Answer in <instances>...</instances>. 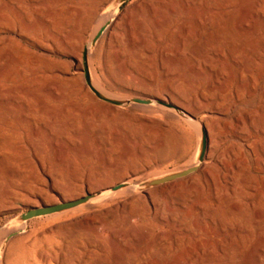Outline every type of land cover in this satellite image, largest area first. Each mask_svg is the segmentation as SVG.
Returning a JSON list of instances; mask_svg holds the SVG:
<instances>
[{"label":"rangeland","instance_id":"rangeland-1","mask_svg":"<svg viewBox=\"0 0 264 264\" xmlns=\"http://www.w3.org/2000/svg\"><path fill=\"white\" fill-rule=\"evenodd\" d=\"M55 1L41 0L40 15L33 16L32 20L39 26L44 17L54 25L63 23L65 19L68 22L64 27H55L51 40L39 41L41 45L33 42L30 52L25 54L26 66H22V69L28 76H42V94L44 88H49L50 92H57L61 98L37 108L35 119L38 121L34 120L37 122L36 129L34 133L27 130L29 141L20 151V160L7 159L5 165L0 167V246L7 237L16 235H9L7 231L23 226L25 233L12 237L6 243L3 251H0V264H124L127 257L137 264H180L179 261L195 245L198 228L204 246L206 244L207 248L209 243L212 244L213 254L218 256L216 239L220 216L214 215L213 223L209 222L208 217L201 220L202 215L195 207L201 205L207 209L213 202L207 195L208 186L197 182L199 184H194L198 186L196 188L191 185L193 180H179L165 188L161 186L151 196L155 208L140 196L133 205L135 208L131 206L133 209H129L131 204H128V199L118 196L106 201V204L100 202L96 213L91 215L85 211V202L71 210L55 213V217L52 214L23 224L16 223L15 219L30 208L74 201L84 197L86 189L107 183L116 184L122 180L120 177L136 167V172L129 174V177L139 181H152L157 176L190 168L191 163L198 160L200 152L202 132L198 120L202 117L203 109L220 114L207 120L210 136L208 154L215 161L207 165L212 179L217 183L222 171L228 168V171L234 170L232 174H236L239 169L246 176L245 179H249L247 181H255L264 192V184L256 175L257 167L260 168L264 162V136L261 134L264 131L261 124L256 123L264 115V55L256 62L252 73L254 78L263 74L261 79L254 83L248 76L239 79L243 64L253 58L247 47L255 40L264 42V15L256 20L258 25L255 21V25L252 23L255 27L252 24L247 29L233 26L234 30L237 29L235 34L233 30L234 42L242 49L239 56L230 51L225 41L212 36L214 33H196L194 38L197 46H200L197 55H201L196 59L188 54L190 52L183 55L179 52L175 40L179 35L176 26L170 30L164 29L159 34L154 32L157 29L147 20V14L140 15L143 8L140 0H129L122 7L118 12V25L110 32L109 43L95 50L91 47V40L101 26L99 17L114 10L117 0H75L72 10L64 13L59 12L61 6ZM233 12L240 14L238 9H233ZM40 30L44 40L46 33L41 26ZM174 31L175 34H172ZM8 36L9 32L2 31V38H5L0 46L5 49L9 48ZM22 42L26 44L28 40L24 38ZM131 42L139 55L138 59L131 58ZM84 51V66L91 88L96 91L94 86L99 87L114 100L103 98L118 105L98 100L86 86L82 61ZM14 67V64L11 65V70ZM45 78L47 81L43 82ZM239 85L243 90L239 91L242 89ZM208 87L212 88L210 93ZM135 98H160L194 114L196 119L185 112L170 113L156 106L146 108L120 104ZM162 141H165L167 149L163 155H159L156 150ZM34 156H38L43 163L42 168L33 164ZM10 170H17L21 178L12 182L8 177ZM98 171L101 173L99 177L96 176ZM53 173L57 175L56 178L52 177L55 175ZM236 184L231 179L221 180L219 191L232 198L231 189ZM190 186L195 188L190 189ZM139 194L142 195L141 192ZM173 194L183 196L185 204L175 202ZM138 203L139 206H136ZM118 204L126 206L115 210ZM235 204L243 205V202L237 201ZM136 208L140 211L134 210ZM128 209L131 210L129 212L139 211L141 214H138V218L124 221ZM182 218L185 219L184 223ZM102 219H107V229L99 230L98 224ZM195 222L199 226L193 224ZM65 227L74 230L71 235L75 239L63 235L67 230ZM237 227L233 222L231 238L236 242ZM96 232L102 235L101 242L106 246L103 252L96 238L95 247L88 245L87 238ZM208 234L214 237L209 239ZM161 242L167 247L166 254L161 252ZM92 251L98 256L101 253V257L105 255V260L104 256L96 261L90 260ZM245 251H240V255L246 256L238 255L236 259H240L236 262L264 264L263 255L259 257L261 259H256L255 250ZM115 258L120 259L116 261Z\"/></svg>","mask_w":264,"mask_h":264},{"label":"bare ground","instance_id":"bare-ground-1","mask_svg":"<svg viewBox=\"0 0 264 264\" xmlns=\"http://www.w3.org/2000/svg\"><path fill=\"white\" fill-rule=\"evenodd\" d=\"M40 1L41 0H0V45H1L2 40H4L3 38H5V37L2 38V31L6 30L7 32H9V36L6 38L8 44H9L8 45L9 48L5 49L3 46H0V167L5 165V162L7 161V159L20 160V157H19L20 151L23 149L26 141L27 140L29 141L30 135L29 134H28L29 136L27 135V130L30 129V130H32V132L33 131L35 132V129H36L35 123H37V122H34V120H37V119H35V114L37 112V108L45 105L48 102L50 103L51 101L56 102L61 98L57 95V92H50L51 89H49V88H44V89L42 88L43 89V94H42V92H40V90H41L40 82H41L42 76H39L36 74H34L32 76H28L27 73L25 72V70L22 69V66H24L26 64L25 54H28L30 52V49L33 47V45H32L33 42L41 45L43 41L47 42L48 40H51L50 36H52L53 33L55 32V30H56L55 27H58V28L64 27L68 22V19H65L63 21V23H60V24L56 23L57 25L56 24L54 25V24H52L51 21H49V18H45V17L42 18L40 21V26L43 28V30L46 33L44 40H42V36L40 34V31H41L40 26L35 24V22L32 20L33 16L40 15V10L42 9V7H41L42 4H40ZM74 1L75 0H57V1H55V3L60 4L61 8L59 9V12L64 13L65 11L70 12L72 10V7L74 5ZM140 2H141V6L143 7L141 12H140V15L143 16V15L147 14V16H146L147 20L149 22L153 23V25L155 26V29H157L154 32L160 33L164 29L170 30L173 26H176V29H177L179 35H178V37H175V40L178 44L179 52L182 53V55L184 53L190 52L188 54H191L192 57H195V58H196V56H198L197 55L198 50H199L198 48H200L199 45L197 46L198 42L196 43V39L194 38L196 33L200 34L201 31H209L211 33H214L212 36H215L217 39H221L222 41H225V44L226 45L228 44V47L230 46V48H231L230 51L234 52L233 54L238 55L242 51V49L240 46H237V44H235L236 42H234V39H233L234 27L233 26L236 25L237 28L241 27L240 29H243V28L247 29L248 25L251 26V24L254 21L256 24V20L260 19L262 17V15H264V0H140ZM233 9H238L240 14L237 13V15L239 14V16L234 14ZM236 12L237 11L235 10V13ZM119 17H120V15L118 12H116V7L114 10H112L110 12L101 14V16L99 17V19L101 20V26L95 31V35L97 34V32L101 28H104V31L101 34L99 40L92 47L94 50L98 47H101L103 44L106 45L109 43V41L111 39L110 32L112 30H114L115 27H117V25H118L117 22L119 20ZM253 24H252V26H253ZM256 25H258V23ZM236 26H235V28H236ZM250 26H248V28ZM253 27H255V26H253ZM236 30H234V34H235ZM203 33H205V32H203ZM240 33H241V31H240ZM172 34H175V31ZM95 35H93V38ZM24 38L28 40V43L23 44L22 41L24 40ZM54 39L55 38H53L52 40H54ZM204 39H206V38H204ZM209 39H210V37H209ZM221 40H219V42H221ZM39 41H42V42H39ZM204 41L206 42V40H204ZM121 42H122V40H121ZM216 43H218V42H216ZM250 43H252V42H250ZM141 44H144V43H141ZM89 46H88V48H89ZM133 46H132V42H131L130 43V53L132 56L130 54L129 55L131 56L132 60L139 58V55L136 54V51H135V49H133L134 48ZM207 46L210 47V44H208ZM212 46L213 45L211 43V47ZM247 48H249V50L252 52L253 58L250 59L248 57L250 60L246 61L245 65L243 64V68L241 69V71L239 73V79L243 78L244 76H248L250 78V80L252 81V83H254L255 80L258 81L263 76V74L261 75V73H260V74H258V76L256 78H254V77H252V73H253L254 68L256 67V62L259 61V59L264 55V42H262L261 40H255V42L250 44ZM198 57H201V55H199ZM200 59L201 58H198V60H200ZM13 64L15 67L11 70V65L13 66ZM30 68H31V66H30ZM45 79L43 80V82L47 81V79L46 80ZM94 83H96V82H94ZM99 85L100 84H98V86ZM252 85H254V84H252ZM94 88L96 89L97 92H99V94L102 97H105L108 99L112 98L111 96H110L111 98H109V96L105 92L100 90L99 87L94 86ZM236 90H237V88H236ZM241 90H243V88L240 89L239 91H241ZM207 91L210 93L212 91V88L208 87ZM239 91H238V93H239ZM226 94H228V93H226ZM237 95H239V94H237ZM81 99H83V97ZM140 100H150L152 102V104L149 106H139V105L129 104V101H127V103H126V101L124 103H120L119 101H117V102H119L121 105L138 106V107H146V108L156 106L160 109L168 110L170 113L185 112L190 118L196 119L194 114H189L186 111H184L181 107H179L177 105H173L170 102H165L163 100H160V98L159 99L158 98H149V99H140ZM84 101H85V97H84ZM154 101H161L163 103L170 104L173 108L172 109H166L162 106L156 105ZM81 102H83V101H81ZM83 103L85 104V102H83ZM51 107L54 108L52 105H51ZM197 114H199V113H197ZM216 115L218 116L220 114L214 113L211 110L209 111L207 109L202 110V117L200 120H198V127H199L201 132L206 134V142H207L206 152H205L203 160L201 162H199L197 159H195L191 163L190 168H195V172L192 173L191 175H189L188 177L181 179V180H183V181L184 180H190V181L193 180L192 183L190 182L192 186L194 184H196V185L199 184L197 182H201L202 184H205L208 186L209 189H208L207 193H209V194H207V195H209L212 198V202H213V205L215 206V208L213 207L212 204L207 209L202 207L201 205L200 206L194 205V206H196L195 207L196 211L198 213H201V215H202L201 220L202 221H204L205 218L208 217L209 222L213 223L214 222V215L218 214L220 216L218 218V219H220L219 234H217V239H216L217 244H218L219 255L216 256L213 254L212 244L209 243L207 248L205 247L206 244L204 246V242H203L204 240L202 239V236L199 235L201 233V231L198 228V230H197L198 232L195 233V231H194V230H196V227H195V229L193 228V230H192V234L195 233L198 235L197 239L194 240L195 245L193 246V248L190 247L192 249H190L188 251V254H186V255L184 254L186 257H184V259L182 258L183 259L182 261H179L180 264H239L238 262H236V260L237 259L239 260L240 258L236 259V257L238 255H240V251L244 252L246 250L245 251V253H246L247 250H249V249H253L257 252V254L254 256V257H256V259H261V258H259L261 255L264 256V192L261 191L260 187L255 184V181L254 182L253 181H247L249 179H245L246 176L244 177L243 174H241V172L238 171L239 169H237V173L235 172L236 174H232V172L234 170L232 172H230V171H228V168H227V171L221 170L222 171L221 177L218 178L217 183L215 182V180L212 179L209 172L207 171L208 163L209 162L215 163L212 156H210V154H208L209 153L208 142H209L210 136L208 137L207 120H210L212 118V116H216ZM250 120H251V117H250ZM251 122H253V121H251ZM258 122H256V123L259 125L261 124V128H262L261 130L264 131V115H263V117L258 119ZM255 130H257V129H255ZM261 134L264 136V132H261ZM166 149H167L166 143H165V141H162L159 144L156 152L159 155H163L165 153ZM258 162H259V160H258ZM33 164L38 168H42L43 163L41 164L38 156H34ZM134 169L137 170V167L133 168L130 173L125 174V175L123 174L124 177H120V178H122V180L120 179L121 181H119L116 184L107 183V184H102V185L94 187V188L86 189L84 196L85 197L90 196L91 198L86 202L85 211H87V213L90 215L94 214V213H96V209L98 210L99 207L97 205L100 202L105 203L106 201H109L110 199L113 200L118 196H122V197H125L126 199H128V201L130 203H128V202L127 203L129 205L131 204L129 209L131 208V206L133 207V205H135L134 203L139 201L140 196H141L140 198L145 200V202L150 207L154 206V203L152 204V202H151V196L154 193H156L157 190L161 186L151 188V189L142 190V191H137V186L143 184L144 182H148L150 179H148L146 181H139L138 179H134L131 176L129 177V174H134L136 172V170H134ZM257 169L258 170H256L257 171L256 175H257V177H259V180L262 181V183L264 184V162L261 165V167L260 168L257 167ZM42 173H43V171H42ZM53 174H55V173H53ZM100 174L101 173L98 171L96 173V176L99 177ZM261 175H263V176H261ZM53 176H54V178L57 177L56 174L52 175V177ZM8 177L12 182H16L17 180H19V178H21L20 173L17 172V170L8 171ZM162 177H165V175L157 176L154 179L153 178L152 179L157 180V179H160ZM228 179L234 180L237 183L236 185L232 186V189H231L232 198H230L227 194H224V193L219 191L220 190L219 188L221 187L220 186L221 180L227 181ZM56 180H58V179H56ZM117 185H121L122 189L120 191H116V192L111 191V189ZM170 185H171V183L163 185V186L165 188V186L169 187ZM196 185H194V186H196ZM197 187L198 186H196V188ZM193 188H195V187H193ZM193 188L190 186V189H193ZM140 192L142 193V195L139 194ZM200 193L202 194L203 192H200ZM188 195H186V196H188ZM193 196H194V194H193ZM182 197H180L178 195H174L173 200L175 202H177L179 205L185 204V203H183ZM237 201L243 202V205L235 204V202H237ZM208 203H209V201H208ZM124 205L125 204H122V205L118 204L117 206H115V210L116 209L118 210L119 208L124 207ZM136 206H139V203L136 204ZM133 208H135V207H133ZM133 208H131V209H133ZM154 208H155V206H154ZM129 209H128V216H127L126 220H124L127 222L132 218H134V219L138 218L139 215L141 214V213L140 214L138 213L140 211L138 208L134 209V210L138 209L139 210L138 212L137 211L129 212V211H131ZM148 211H149V208H148ZM54 215H56V214H53V216ZM183 220H184L183 221V223H184L185 219H183ZM186 221H187V219H186ZM233 222L238 225V227H237L238 241L237 242L235 240H232V238H231L232 223ZM196 223L197 222H195L193 224H196ZM125 224H126V222H125ZM198 224L199 223H197V225ZM197 225H195V226H197ZM128 226H131V225L128 224ZM188 227H193V225L188 226ZM13 229H16V230L9 231V232L7 231V234H9V235L10 234H16V235H20V236L22 234H25L23 226H18V227L13 228ZM66 229L69 230L68 228H66ZM98 229L99 230L107 229V219H102V221L99 222ZM67 230L65 231V234L62 231L63 235L65 237L69 236L72 238L73 236L71 234L74 233V230H72V231L69 230L70 233ZM208 232L211 233L212 231L208 230ZM67 233H69V234L66 235ZM98 233L96 232V233H94V235H90L89 238H87V242H88L89 247H92L94 245V241H96V239L99 240L98 241V245H99L98 247H100L101 251L103 252L104 249H106V246L103 244V242H101L102 235L98 234ZM203 234H205V232L202 233V235ZM10 236H12V235H10ZM15 236H13V237H15ZM213 237H214L213 234H210L208 236L209 239H212ZM73 238L75 239V237H73ZM254 238H256L257 240L255 241ZM76 241H77V239H76ZM205 242H206V240H205ZM162 244H163V246L161 247V252L163 254H166L167 253V249H166L167 247L164 244V242ZM162 244H160V245H162ZM93 247H95V245ZM204 247L206 248L207 251H205ZM91 254H92L90 256L91 258H89V259L93 260V261H96V260H98L97 258H102L103 256H104V260H105V257H106L105 255H103L101 257V255H102L101 253L98 256V254L93 252V251L91 252ZM128 255H129V253H128ZM244 255L241 254L240 256L242 257ZM117 256L115 255V257H117ZM87 257H89V256H87ZM113 259H114V257H113ZM115 259L117 261L120 258H115ZM126 259H128V260H126ZM126 259H125L126 261L123 262L124 264H137L134 261H132L131 259H129L128 257ZM179 259H180V257H179ZM241 261H242V258H241ZM68 262H69V260H68ZM98 263H101V262H98ZM85 264H88V263H85ZM89 264H95V263H89ZM139 264H141V263L139 262Z\"/></svg>","mask_w":264,"mask_h":264},{"label":"water","instance_id":"water-1","mask_svg":"<svg viewBox=\"0 0 264 264\" xmlns=\"http://www.w3.org/2000/svg\"><path fill=\"white\" fill-rule=\"evenodd\" d=\"M129 0H117L116 3V12H120V10L122 9V7L128 2ZM104 28H101L97 34L94 36V38L91 41V47H93L95 45V43L99 40L101 34L103 33ZM82 61H83V74H84V81L86 83V86L90 89V91L92 92V94L100 101L105 102L109 105H118L116 102L108 100L103 98L101 95H99V93H97L93 88H91L90 86V80H89V74L87 72V68L84 66L85 62H86V53L85 51L82 54ZM156 105L162 106L166 109H172L173 107L170 104H166L163 103L161 101H154ZM129 104L132 105H139V106H149L152 104V102L150 100H140V99H133L129 101ZM206 134L202 132V139H201V147H200V153L198 156V161L201 162L203 160L204 154L206 152ZM195 172V168H188L186 170H183L181 172L175 173V174H171V175H167L165 177H162L160 179L157 180H152V181H148V182H144L143 184L137 186V191H142V190H146V189H151V188H155V187H160L166 184H170L176 181H179L181 179H184L186 177H188L189 175H191L192 173ZM122 186L121 185H117L115 187H113L111 189V191L116 192L119 189H121ZM91 197L90 196H84L82 198H79L77 200L74 201H70V202H61L59 204L56 205H51V206H42L40 208H30L28 211L20 214L16 219L15 222L16 223H27L35 218H39V217H44V216H48V215H52L55 213H61L64 211H68L71 210L79 205L84 204L85 202H87ZM13 236H9L6 238V240L4 241V243L0 246V251H3L6 243L12 238Z\"/></svg>","mask_w":264,"mask_h":264}]
</instances>
